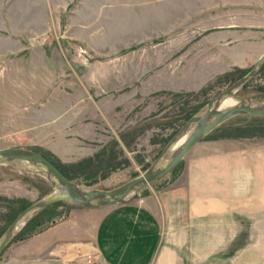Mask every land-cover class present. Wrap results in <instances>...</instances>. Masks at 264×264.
Segmentation results:
<instances>
[{
  "label": "rangeland",
  "instance_id": "obj_1",
  "mask_svg": "<svg viewBox=\"0 0 264 264\" xmlns=\"http://www.w3.org/2000/svg\"><path fill=\"white\" fill-rule=\"evenodd\" d=\"M5 1L0 19L6 9H24L30 32L22 40L24 51L0 55V148L50 153L65 164L92 158L94 165L74 174L99 189L117 187L145 171L184 122L174 119L178 114L210 101L264 53V0L0 3ZM238 92H264V69ZM231 128L220 132H237ZM232 139L264 143V136ZM215 140L194 146L181 171L201 146ZM170 179L169 173L148 188ZM38 180L46 182L14 164L0 165L2 233L9 225L7 199L24 198L31 205L51 191L46 182L51 189L41 195L33 182ZM68 203L57 208L56 219L74 204ZM254 226L248 264H264V225Z\"/></svg>",
  "mask_w": 264,
  "mask_h": 264
},
{
  "label": "crops",
  "instance_id": "obj_2",
  "mask_svg": "<svg viewBox=\"0 0 264 264\" xmlns=\"http://www.w3.org/2000/svg\"><path fill=\"white\" fill-rule=\"evenodd\" d=\"M22 10L0 19V55L25 50ZM215 141L175 179L126 204L68 206L2 250L0 264H248L249 231L264 225V143Z\"/></svg>",
  "mask_w": 264,
  "mask_h": 264
},
{
  "label": "water",
  "instance_id": "obj_3",
  "mask_svg": "<svg viewBox=\"0 0 264 264\" xmlns=\"http://www.w3.org/2000/svg\"><path fill=\"white\" fill-rule=\"evenodd\" d=\"M263 62L264 53L257 58L249 71L219 91L185 120L145 171L111 189H99L68 179L44 156L32 149L0 148V165L14 164L24 172L41 176L52 186L50 192L23 209L0 235V252L30 220L49 205L69 202L98 209L126 204L137 198L142 190L155 181L171 173L194 146L229 119L238 115L264 116V92L247 96L236 94L238 89L258 74ZM184 138L186 140H183ZM25 163H33L36 168L23 167Z\"/></svg>",
  "mask_w": 264,
  "mask_h": 264
},
{
  "label": "trees",
  "instance_id": "obj_4",
  "mask_svg": "<svg viewBox=\"0 0 264 264\" xmlns=\"http://www.w3.org/2000/svg\"><path fill=\"white\" fill-rule=\"evenodd\" d=\"M263 69H264V62L262 64L260 71ZM236 70L242 71L241 69H236ZM226 76L232 77V73L227 72ZM204 91H205V89H202L199 93L204 92ZM238 93L239 92L237 90L236 94H238ZM245 95L247 96V94H245ZM206 101L207 100L204 99L203 101H201L199 104H197L196 106H194L190 110H186L184 112H181L174 119L175 120L182 119V121H185L187 118H189L191 116V114L193 112H195L202 105H204L206 103ZM236 121H238V123H235V124L233 123V126H230V125H232L231 122H236ZM226 127H233L231 129H234L237 132L229 133L228 132L229 130H227V131L224 130L223 132H220L223 128H226ZM251 136H264V116H256V115H238V116H235V117L229 119L228 121H226L225 123H223L216 130H214L212 133H210L205 138V140L218 139V138H240V137H251ZM105 151H106V147L104 148V153H105ZM41 155L44 156L49 162H51L68 179L77 180V182H84V184H87V185L91 184V182L85 181V179L83 181H80V179H78L77 175L74 174L75 173L74 169L80 170V169H84L86 167H89L91 165H94L93 164L94 160L92 158H86L84 161L79 160V161L75 162V164L74 163L65 164V163L54 160L53 156L50 153H44V154L41 153ZM181 163L179 164V166H177L170 173V175L172 176V179H170V181L175 179L180 174L181 165H182ZM147 166L148 165H146V167L144 169H146ZM27 177H28V174L27 175L24 174L23 180L28 179ZM33 182L36 185V187L39 189L41 195L44 193H47L51 189V187L46 182H44L43 180H38V181H33ZM146 191L147 190L144 189L141 191V193H146ZM7 202L9 204H6V207L8 205V207H10L11 210L9 213H7V215H5L6 220H7L6 225L10 224L14 220V218L23 209H25L26 207H28L30 205V203L24 198H18L15 200L7 199ZM67 203L68 202H57V203L51 204L48 207H46L38 215H36L32 220H30L26 224V226L22 229V231L17 236H15L10 243L26 239V238L30 237L31 235L42 231L56 217L59 216V212L57 211V208L62 206V205H65ZM13 205L15 207H13ZM3 229L4 228H2V230L0 231V234L2 233ZM9 244L7 246H9Z\"/></svg>",
  "mask_w": 264,
  "mask_h": 264
},
{
  "label": "bare ground",
  "instance_id": "obj_5",
  "mask_svg": "<svg viewBox=\"0 0 264 264\" xmlns=\"http://www.w3.org/2000/svg\"><path fill=\"white\" fill-rule=\"evenodd\" d=\"M186 138H184L183 140H186ZM23 167L32 168V169L36 168L35 164L33 163H25Z\"/></svg>",
  "mask_w": 264,
  "mask_h": 264
},
{
  "label": "built area",
  "instance_id": "obj_6",
  "mask_svg": "<svg viewBox=\"0 0 264 264\" xmlns=\"http://www.w3.org/2000/svg\"><path fill=\"white\" fill-rule=\"evenodd\" d=\"M87 264H92L90 260L87 261Z\"/></svg>",
  "mask_w": 264,
  "mask_h": 264
}]
</instances>
